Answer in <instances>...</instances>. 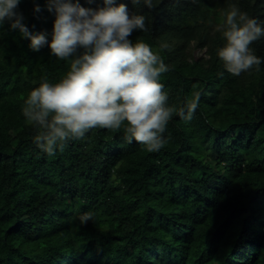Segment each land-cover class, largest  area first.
<instances>
[{
  "label": "trees",
  "instance_id": "obj_1",
  "mask_svg": "<svg viewBox=\"0 0 264 264\" xmlns=\"http://www.w3.org/2000/svg\"><path fill=\"white\" fill-rule=\"evenodd\" d=\"M48 3L20 0L15 11L50 42ZM120 3L149 29L129 40L149 44L170 67L160 77L168 105L199 93L194 117L173 115L156 152L127 143L121 128L90 130L48 155L34 143L24 100L44 78L59 82L70 60L48 45L33 51L0 24V264H264V36L250 45L259 70L233 76L217 56L230 6L264 27V0ZM86 212L93 219L81 224Z\"/></svg>",
  "mask_w": 264,
  "mask_h": 264
},
{
  "label": "clouds",
  "instance_id": "obj_2",
  "mask_svg": "<svg viewBox=\"0 0 264 264\" xmlns=\"http://www.w3.org/2000/svg\"><path fill=\"white\" fill-rule=\"evenodd\" d=\"M19 2L0 0V24L7 20L11 29L30 40L33 51L48 45L58 60H70V70L59 82L44 78L24 100L23 115L37 126L34 143L42 151L62 152L68 141L83 139L93 129L123 128L127 143L135 141L156 152L167 143L164 133L173 115L185 122L193 119L199 93L179 108L169 106L160 77L170 67L149 44L129 40L134 30L149 31L144 15L130 16L127 6H117L115 0H104L105 6L96 10L71 0H49L48 11L55 12L49 42L47 32H29L23 16L15 11ZM132 2L149 9L156 6L153 0ZM218 30L225 42L217 56L228 73L239 76L254 66L259 70L262 58L250 47L264 36L256 18L233 4ZM78 49H83L79 55ZM92 219L91 212L79 217L81 224Z\"/></svg>",
  "mask_w": 264,
  "mask_h": 264
},
{
  "label": "rangeland",
  "instance_id": "obj_3",
  "mask_svg": "<svg viewBox=\"0 0 264 264\" xmlns=\"http://www.w3.org/2000/svg\"><path fill=\"white\" fill-rule=\"evenodd\" d=\"M196 53H197V55H199V54L201 55V54H204V51H200L199 49H197Z\"/></svg>",
  "mask_w": 264,
  "mask_h": 264
}]
</instances>
